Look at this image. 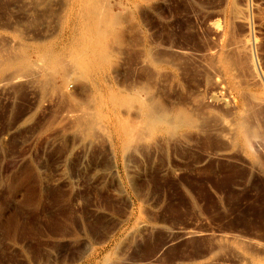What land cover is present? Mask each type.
<instances>
[{
    "label": "rangeland",
    "instance_id": "1",
    "mask_svg": "<svg viewBox=\"0 0 264 264\" xmlns=\"http://www.w3.org/2000/svg\"><path fill=\"white\" fill-rule=\"evenodd\" d=\"M48 1L0 0V53L17 49L20 43L30 46L49 31L69 26L68 11L73 8L72 0ZM254 1L249 20L243 21L240 13L245 6L241 2V6L238 3V17L236 8L232 11L235 14L226 12L227 0H150L148 3L137 2L135 7L123 0H109L108 9L113 12L118 9L123 16L126 12L125 17H129L128 23L131 24L125 22L128 25L125 33L130 30L126 35L134 42L129 43L130 48L124 46L126 50L121 47L124 53L120 48L121 52L117 54L120 58L113 63L114 70L109 68L95 76L98 78L95 80L73 62V78L69 84H64L57 72L52 87H47V95L43 94L35 78L29 77L32 81L25 78L26 81L23 79L25 82L19 84L15 80L9 83L0 79V264H256L258 260L260 264L264 263V0ZM130 16L135 19H130ZM214 19L227 28L225 33L223 29L216 30ZM20 33L23 38L19 37ZM145 36L155 41L158 50L160 47L163 51H172L171 47L176 51L186 50V59H192L188 61L187 76L183 69L177 68V60L172 62L177 65H171L169 61L159 70L149 63H140L143 51L139 39ZM14 42H19L18 46ZM12 45H15L13 49L8 47ZM215 47L222 53L220 57L225 55L228 58V67L223 64L212 66L210 61L219 62L216 58L212 60ZM127 48L132 49L131 55H126ZM208 73L214 74L212 78H220L228 90L227 97L236 103V113L246 116L261 135L253 142L261 166L248 158L244 145L239 143L235 147L234 162L239 167L235 175L239 180L236 191L240 196L231 204V209L227 207L228 211L220 203L223 195L211 183L214 180L213 183L219 182L220 166L231 158L209 155L213 150L223 149L224 140L214 135L203 136L197 143L191 142L184 151L186 153H175L164 146L163 141L162 147L157 149L153 140L145 138L147 143L140 144L139 152L131 151L124 162L121 158L123 138L116 125L125 118L123 91L128 87L132 89L141 79L154 82L151 85L154 84L157 95H161L168 104L187 103L191 107L203 106L205 109L208 91L215 88L212 83L205 85L204 77ZM103 75L107 78L103 79ZM245 78L249 79L248 84ZM199 83L204 84L201 87L203 98L197 102ZM52 92H60V95L55 96ZM254 94L262 95L261 101H253ZM110 96L119 99L117 105L121 104V108L112 105ZM79 103L84 107L91 103V114L100 127L93 138L82 136L73 123L71 115L75 109V114L87 110L77 108L81 105ZM67 106L75 108L72 113ZM213 108L222 109L218 105H213ZM125 110L129 118L133 116L132 112H136L135 108L134 111ZM217 116L212 115L213 120L210 115L212 123L206 116L205 127L210 128L215 122L220 125V121L226 118ZM210 167L215 172H211ZM230 231L249 244L256 242V247L261 246L262 249L255 247L259 255L250 254V257L231 240L225 244V240L220 242L221 234ZM247 258L254 259L249 262Z\"/></svg>",
    "mask_w": 264,
    "mask_h": 264
},
{
    "label": "bare ground",
    "instance_id": "2",
    "mask_svg": "<svg viewBox=\"0 0 264 264\" xmlns=\"http://www.w3.org/2000/svg\"><path fill=\"white\" fill-rule=\"evenodd\" d=\"M4 1V0H3ZM9 1V0H8ZM35 1V0H34ZM50 2H52L51 0H49ZM48 1V2H49ZM60 1V0H59ZM58 1V2H59ZM63 1V0H62ZM109 0H72V7L68 12L70 15V20L71 23H69V26L67 25L66 29L61 28L58 31H54V32H50L48 34L50 35H46L44 37H39L37 38L34 43L32 45H27L25 43H20L17 42L19 44L16 43V45L18 46L17 49L15 50H5L6 53H0V79L5 80L6 82H15L16 83H20L23 82L26 78V80H30L29 77H31V79L35 78L37 79V83L41 85L42 87V92L44 95H47L46 93L48 92L47 87L50 85H52V81L54 79L55 74L58 72L60 73V77L62 79V82L64 84L68 83V81H71V77L73 78V70H72V64L73 62L76 64L78 63L80 68L84 69L85 72L91 76V77H95L98 74L109 70V68L114 67L113 63L116 62V58H120L117 57V54L121 52L120 48L123 47L124 50H126V48L124 46L129 47V45L131 46V44H129L130 42H133L130 37L127 36L128 32L125 33V28H128L125 24V22L128 23V19L129 17L126 16V12H125V16H123L121 14V12H118L119 10L117 9V12H113L110 9H108V2ZM126 1V4H132L134 5L137 2H146L150 1V0H123ZM239 2L243 3L245 6V10L240 13V9L238 7V5L240 4ZM254 0H227V5H226V12H229L230 14H235L232 13L233 10H235L236 8V16L240 15V19L243 21H248L249 20V11L252 9V6L254 5ZM55 3V2H53ZM61 3V2H59ZM124 3V2H123ZM122 3V4H123ZM239 3V4H238ZM58 4V3H57ZM63 4V2L61 3ZM139 4V3H138ZM212 4V3H211ZM160 5V4H159ZM207 5V4H206ZM60 6V5H59ZM125 6V5H124ZM136 5H134L133 7H135ZM241 6V4H240ZM62 7V6H61ZM61 7L59 11H61ZM123 7V5L121 6ZM174 7V6H173ZM241 8V7H240ZM255 8V7H254ZM125 9V8H124ZM138 9V8H137ZM113 10V9H112ZM123 10V9H122ZM136 10V9H134ZM163 11V10H162ZM261 11V10H260ZM138 11H136L137 14ZM62 13V11H61ZM210 13V12H209ZM222 13V12H221ZM141 14V13H140ZM238 14V15H237ZM68 15V16H69ZM142 15V14H141ZM145 15V14H144ZM132 16H130V19H135V18H131ZM134 17V16H133ZM233 18V16H230ZM239 17V16H238ZM237 17V18H238ZM67 18V17H66ZM235 18V19H237ZM127 19V21H126ZM137 19V18H136ZM158 19V18H157ZM238 18V20H240ZM251 19V18H250ZM60 19H58L59 21ZM66 20V19H65ZM61 21V20H60ZM59 21V22H60ZM67 21V20H66ZM143 21V20H142ZM242 21V22H243ZM141 22V21H140ZM139 22V23H140ZM185 22V21H184ZM208 22V21H207ZM214 25L216 30L221 31V29H223V32L225 33L227 28L225 29L223 26H221L217 21H215L214 19ZM237 22V21H236ZM241 22V23H242ZM133 23V22H132ZM144 23V22H143ZM212 23V22H211ZM240 23V22H238ZM246 23V22H244ZM251 23V21H250ZM249 23V24H250ZM66 24V23H65ZM129 24V23H128ZM131 24V23H130ZM129 24V25H130ZM146 24V23H145ZM160 24V23H159ZM158 24V25H159ZM185 24V23H184ZM230 24V23H229ZM234 24V23H233ZM59 25V24H58ZM57 25V26H58ZM141 25V24H139ZM147 25V24H146ZM145 25V26H146ZM149 25V24H148ZM244 25V24H243ZM246 25V24H245ZM66 26V25H65ZM126 26V27H125ZM133 26V25H132ZM132 26H130L132 28ZM136 26V25H135ZM142 26V25H141ZM144 26V28H145ZM167 26V25H166ZM170 26V25H169ZM235 26V25H234ZM233 26V27H234ZM249 26V25H248ZM134 27V26H133ZM165 27V26H164ZM177 27V26H176ZM243 27V26H242ZM247 27V26H246ZM250 27V26H249ZM253 27V26H252ZM56 28V27H54ZM130 28V29H131ZM163 28V27H162ZM169 28V27H168ZM171 28V27H170ZM188 28V27H187ZM57 29V28H56ZM133 29V28H132ZM184 29V28H183ZM54 30V29H53ZM140 30V28L138 29V31ZM143 30V29H142ZM147 30V29H144ZM164 30V29H163ZM162 30V31H163ZM170 30V29H168ZM167 30V31H168ZM172 31V30H171ZM204 31V29H203ZM232 31V30H231ZM20 32V31H19ZM48 32V31H47ZM131 32V31H130ZM146 32V31H145ZM157 32V31H156ZM205 32V31H204ZM230 32V31H229ZM233 32V31H232ZM153 33V32H152ZM218 33V32H217ZM222 33V32H221ZM254 33V32H253ZM127 34V35H126ZM135 34V33H134ZM140 34V32L138 33ZM137 34V37L139 38V35ZM144 34V33H143ZM148 34V33H146ZM176 34V33H175ZM251 34V32H250ZM23 34H19V37ZM151 35V34H150ZM148 35V36H150ZM172 35V34H171ZM221 35V34H220ZM219 35V37H220ZM230 35V33H229ZM233 35V34H232ZM254 35V34H253ZM160 36V35H159ZM234 36V35H233ZM141 37V36H140ZM155 37V36H154ZM175 37V36H174ZM23 38V36L21 37ZM156 38V37H155ZM207 38V37H206ZM212 38V37H211ZM233 38V37H232ZM157 39V38H156ZM34 40V39H32ZM164 40V39H163ZM162 40V41H163ZM166 40V39H165ZM205 40V39H204ZM135 41V40H134ZM137 41V39H136ZM168 41V40H167ZM187 41V40H186ZM29 42V41H28ZM138 42V41H137ZM139 44L142 47V51H143V55H142V60L139 59L140 61H143L144 63H149L152 66H154L157 70L163 68L164 64L171 61V65H175L176 62H178V67L177 68L183 69V73L187 76V73H189L188 70V61H192V59L189 58V60L186 59V56L184 54H186V50L184 51V49H182V51H180L179 53L176 51V48L171 47V50H165L163 51L160 47V50H158L156 48L155 41L151 38H148L147 36H145L143 39H139ZM227 42H230L227 41ZM235 42V40L233 41ZM30 43V42H29ZM32 43V42H31ZM161 43V42H160ZM176 43V42H175ZM212 43V42H211ZM247 43V41H246ZM134 44V42H133ZM132 44V45H133ZM164 44V43H163ZM166 44V41H165ZM169 44V43H168ZM213 44V43H212ZM154 45V46H153ZM160 45V44H159ZM205 45V44H204ZM211 45V44H210ZM226 45V44H225ZM229 45V44H228ZM231 45V44H230ZM12 46H8V47H12V49L14 48ZM166 46V45H165ZM212 46V45H211ZM233 46V45H232ZM235 46V45H234ZM8 47H6V49H8ZM140 47V46H139ZM182 48V46H180ZM208 47V46H207ZM210 47V46H209ZM251 47H253V44L251 43ZM123 48L122 51H123ZM130 48V47H129ZM129 48H127L129 50ZM133 48V47H131ZM199 48V47H198ZM216 49L213 50V52L215 53L212 54V60H214L215 58L217 59L216 61H219L218 63L214 62V61H210V59H208L210 62L213 63L212 66L214 67H218L221 66V64L225 65V66H229V60L227 57H220V55L222 53H220L217 49V47H215ZM235 48V47H234ZM175 49L176 52H173ZM206 49V48H205ZM228 49V48H227ZM231 48L229 47V50ZM236 49V48H235ZM132 50V49H130ZM129 51H126V55L130 53ZM136 50V49H133ZM189 50V49H188ZM237 50V49H236ZM239 50V49H238ZM141 51V50H140ZM193 51V50H192ZM128 52V53H127ZM137 53V51H134ZM194 52V51H193ZM208 52V51H205ZM234 52V51H233ZM240 52V51H239ZM124 53V51H123ZM122 54V53H121ZM120 54V55H121ZM187 54L189 56L190 53ZM195 54H199V53H195ZM209 54V52H208ZM230 54V53H229ZM232 54V53H231ZM230 54V55H231ZM123 55V54H122ZM125 55V54H124ZM131 55V54H129ZM135 55V54H133ZM140 55V54H137ZM136 55V56H137ZM194 55V54H193ZM210 55V54H209ZM208 55V56H209ZM239 55V54H238ZM124 57V56H123ZM139 57V56H138ZM141 57V56H140ZM198 57V56H197ZM202 57V56H201ZM232 57V56H231ZM135 58V57H134ZM137 58V57H136ZM192 58V57H191ZM210 58V57H209ZM233 58V57H232ZM138 59V58H137ZM236 59V58H235ZM176 61L175 63L172 64V62ZM202 60V59H201ZM234 60V59H233ZM131 62V61H130ZM138 62V60H137ZM136 62V63H137ZM194 62V61H193ZM199 62V61H198ZM207 62V60H206ZM120 63V62H119ZM132 63V62H131ZM141 63V62H140ZM140 63H138V66L140 65ZM192 63V62H191ZM208 63V62H207ZM133 64V63H132ZM146 64V66H148ZM176 64V65H177ZM195 64V62H194ZM197 67H199L200 65H198V63L196 62ZM209 64V63H208ZM71 65V66H70ZM191 65V64H190ZM189 65V66H190ZM211 65V64H210ZM237 65V64H235ZM193 66V65H192ZM210 66V68L212 67ZM248 66V65H247ZM134 67V66H133ZM150 67V66H148ZM201 67V66H200ZM199 67V68H200ZM236 67V66H235ZM257 67V66H255ZM141 68V66H140ZM193 68L192 70L195 69V66L191 67ZM205 68V67H204ZM240 68V67H239ZM113 69V68H112ZM115 69V67H114ZM113 69V70H114ZM150 69H152L150 67ZM176 69V68H175ZM190 69V68H189ZM250 69V68H249ZM248 69V70H249ZM257 69V68H256ZM111 70V69H110ZM144 70V69H142ZM154 70V69H153ZM178 70V71H179ZM204 70V69H203ZM226 70V69H225ZM239 70V69H238ZM245 70V69H244ZM177 71V72H178ZM197 71V70H195ZM201 71V70H200ZM207 71V69H206ZM205 71V72H206ZM211 71V70H210ZM210 71H208L210 73ZM75 72V71H74ZM144 72V71H143ZM212 72V71H211ZM249 72V71H248ZM259 72V71H258ZM257 72V73H258ZM110 73V72H109ZM149 73V72H148ZM200 73H203L200 72ZM206 74L204 78L205 79V85L212 83L215 88L212 91H208V96H207V102L208 105H205V109L202 106V108L204 110H202V108L199 107H191L189 106L187 103L186 104H178L173 105V104H168L166 103L161 95H157L156 92V88L151 85V82H147V81H138L137 83L134 81L135 86L132 89H129L130 87L126 88V90L123 91V109L127 108L128 110L136 109V112H132L133 116L131 118H129L128 116L126 117V113H124L126 110L124 109L122 112L125 116V118L123 119L122 122H119L116 124L118 126V130H119V134L120 136L123 138V140L121 139V142L123 144V157L121 156V158L128 160V155L129 153H131V151H136L139 152V147L140 144L143 143L145 141V138L148 140L151 139L153 140V145H155L156 147H158L157 149H159V147H162V141L166 144L164 146H167L168 148L171 149V151L173 150V152L178 153L179 151L184 152L185 149H187V147H189L190 143L193 142V144L197 143L196 141H199L198 139L200 137L203 136H218V138H221L222 140H224L225 142L223 149H218V150H213L211 151V153L209 155H213V156H227L229 158H231L230 161H228L225 164H221L220 166V177H218L217 180H219L218 183H213L212 181H209V183L212 184V187L217 190V192H219V194H222L223 196L220 197V203L222 208L227 209V207L229 206L232 207V205L234 204L233 202L240 196L236 191V187L237 185H239L238 183V179L235 176L236 172L238 171L239 167L238 165L234 162L235 157L233 156L234 154V150L235 147L237 146V144L241 143L242 145H244V147L246 148L247 151H245V153L247 152V156L248 158L251 157L254 161V164H258L260 165V161H259V157L256 154V151L253 148V142L255 140V138L258 137L259 133L258 130L254 129V126L252 127L251 123L249 119L246 116L240 115L238 113H236V103H234V101L227 97L226 95V91L227 88L225 85H223V82L220 81V78H216V76H214L215 78H212L211 74ZM79 74V73H78ZM106 74V73H105ZM146 74V73H144ZM183 74V75H184ZM244 74V73H243ZM248 74V73H247ZM253 74V73H252ZM251 74V75H252ZM255 74V72H254ZM152 75V74H151ZM163 75V74H162ZM249 75V74H248ZM257 75V79H258V74ZM256 75H254L256 77ZM59 76V74H58ZM80 76V75H79ZM104 76V75H103ZM102 76V77H103ZM149 76V75H148ZM190 76V75H189ZM193 76V75H192ZM191 76V77H192ZM57 77V76H56ZM107 78V76H104V78ZM165 77V76H163ZM219 77V76H218ZM252 77V76H251ZM58 78V77H57ZM141 78V77H140ZM139 78V79H140ZM147 78V77H146ZM179 78V76H178ZM186 78V77H185ZM188 78V77H187ZM223 78V77H222ZM243 78V77H242ZM24 79V80H23ZM70 79V80H69ZM98 80L97 77H95V80ZM214 79V80H213ZM247 79V78H245ZM253 79H255L253 77ZM25 80V81H26ZM107 80V79H106ZM134 80V79H133ZM148 80V79H145ZM249 79L246 80V82ZM24 81V82H25ZM32 81V80H30ZM84 81V80H83ZM87 81V80H86ZM88 81H92V80H88ZM193 81V80H192ZM5 82V83H6ZM61 82V81H60ZM99 82V81H98ZM103 82V81H102ZM245 82V81H244ZM243 82V83H244ZM254 82V80H253ZM259 82H260V78H259ZM263 82V81H262ZM15 83V84H16ZM18 83V84H19ZM27 83V82H26ZM29 83V82H28ZM88 83V82H87ZM101 83V82H100ZM100 83L98 84L100 86ZM111 83V82H109ZM128 83V82H127ZM131 83V82H130ZM133 83V81H132ZM133 83V84H134ZM154 83V82H152ZM258 83V82H257ZM261 83V82H260ZM2 84V83H1ZM14 84V83H13ZM24 84V83H21ZM69 84V83H68ZM67 84L68 87H70ZM71 84V83H70ZM103 84V83H102ZM101 84V85H102ZM126 84V83H125ZM174 84V83H173ZM197 84V82H196ZM200 85L198 86L199 91L197 93V96L195 97L196 101L198 102L199 100L202 101L203 95L201 94V91L203 89H201V87H204V84L199 83ZM239 84V83H238ZM248 84V82H247ZM246 84V85H247ZM253 84V83H252ZM17 85V84H16ZM94 86V84H92ZM106 85L107 84H103ZM8 86V85H7ZM55 86V85H54ZM129 86V85H128ZM211 86V85H210ZM244 86V85H243ZM255 86V85H254ZM52 87V86H51ZM67 87V88H68ZM113 88V86H111ZM162 87V86H160ZM212 87V86H211ZM240 87V86H239ZM7 88V87H6ZM11 88V87H10ZM9 88V89H10ZM102 88V87H101ZM121 88V87H120ZM159 88V87H158ZM165 88V87H163ZM208 88V86H207ZM95 89V88H94ZM103 89V88H102ZM106 89V88H105ZM108 89V88H107ZM129 89V90H127ZM211 89V88H210ZM209 89V90H210ZM259 89V88H258ZM17 90V89H16ZM104 90V89H103ZM109 90V89H108ZM123 90V89H122ZM264 90V89H263ZM99 91V89L97 90ZM107 91V90H105ZM105 91H103L104 93H106ZM130 91V92H129ZM167 91V90H166ZM165 91V92H166ZM245 91V90H244ZM257 91V90H256ZM262 91V90H261ZM54 92L55 89H54ZM96 92V91H95ZM102 92V91H101ZM102 92V93H103ZM112 92V91H111ZM119 92V91H118ZM161 92V91H160ZM168 92V91H167ZM53 93V92H52ZM110 93V92H109ZM113 93V92H112ZM111 93V94H112ZM254 93V92H252ZM54 94V93H53ZM56 94V93H55ZM54 94V95H55ZM98 94H100L98 92ZM115 93H113L114 95ZM117 94V92H116ZM190 94V93H189ZM56 95H60V92H57ZM55 95V96H56ZM91 95V93H90ZM101 95V94H100ZM99 95V96H100ZM111 95V96H113ZM165 95V94H164ZM195 95V94H194ZM54 96V97H55ZM61 96L63 97V92H61ZM104 96H108L104 94ZM103 96V97H104ZM110 96V102L112 103V105H117L119 99ZM231 96V94H230ZM249 96V95H248ZM252 96V94H251ZM104 97V98H105ZM261 97L262 95H257L254 94L253 95V101L254 99L260 100L261 101ZM59 98V97H58ZM65 98V97H64ZM170 98V97H169ZM186 98V97H185ZM190 98V97H189ZM250 98V97H249ZM263 98V97H262ZM49 99V98H48ZM53 99V98H52ZM93 99V98H92ZM106 99V98H105ZM241 99V98H240ZM247 99V98H246ZM252 99V98H251ZM50 100V99H49ZM54 100V99H53ZM51 100V101H53ZM62 100H66V99H62ZM74 100V98H73ZM86 102H88L87 99H85ZM100 100H104L102 98H100ZM108 100V97H107ZM118 100V101H117ZM186 100V99H185ZM250 100V99H249ZM101 101V102H102ZM189 101V100H188ZM252 101V100H251ZM252 101V102H253ZM255 101V102H256ZM56 102V101H55ZM76 102V99H75ZM78 102V101H77ZM80 102V101H79ZM84 102V100L82 101ZM81 102V103H82ZM92 102V101H91ZM105 102V100L103 101V103ZM108 102V101H107ZM106 102V103H107ZM206 102V103H207ZM248 102V101H247ZM254 102V103H255ZM264 102V100L262 101ZM260 102V103H262ZM52 103V102H50ZM54 103V102H53ZM62 103V102H61ZM66 103V102H65ZM79 103V104H81ZM120 103V102H119ZM200 104H203L201 102H199ZM212 104L210 106V104ZM72 104V103H71ZM70 104V106H71ZM91 104V103H90ZM89 104V106H82L78 105V107H81V109H87L86 111H88L89 113H76V109L73 112L74 109H71L70 107H68L69 109H71V113L73 112V115H71V117L73 118V123L75 125V127L77 128V130L83 134L82 136H84V134L86 135V137H92L95 136L96 131L98 130L99 125H97L96 121L94 120V116L92 115L93 113L91 112V109L93 111L92 106ZM205 104V102H204ZM107 105V104H106ZM213 105H218L221 106L222 109H227V112L225 113L224 110H220L219 109H215L213 108ZM74 106V105H72ZM103 106V105H102ZM118 106V105H117ZM116 108H118L119 106H121V104ZM87 107V108H86ZM89 107V108H88ZM91 107V109H90ZM106 107V106H105ZM63 108V107H62ZM73 108V107H72ZM108 108V107H106ZM105 108V110H106ZM111 108H113L111 106ZM115 108V109H116ZM121 108V107H119ZM246 108V107H245ZM67 109V108H66ZM104 109V107H103ZM114 109V108H113ZM247 109V108H246ZM68 110V109H67ZM110 110V108H109ZM112 110V109H111ZM117 110V109H116ZM120 110V109H119ZM122 110V109H121ZM219 112H218V111ZM78 111V110H77ZM95 111V110H94ZM113 111V110H112ZM111 111V112H112ZM226 111V110H225ZM248 111V110H247ZM260 111V110H259ZM68 112H70L68 110ZM79 112V111H78ZM84 112V111H83ZM101 112V111H100ZM103 112H107V111H103ZM109 112V111H108ZM121 112V111H120ZM223 112V113H222ZM249 112V111H248ZM261 112V111H260ZM66 113V111H65ZM70 113V114H71ZM92 113V114H91ZM136 113V115H134ZM220 113V114H218ZM251 113V111H250ZM254 113V112H253ZM69 114V115H70ZM75 114V115H74ZM110 114V113H109ZM107 114V115H109ZM117 114L116 111L114 110V114ZM235 114V115H234ZM260 114V113H259ZM105 115V114H104ZM120 115V114H118ZM122 115V114H121ZM131 115V114H130ZM210 115L212 117V115H222L223 117L225 116L226 118L223 119V121L221 120V124L217 125L216 122L213 123L215 124L214 126H211L210 128H206L205 127V122L207 124V119L210 118ZM237 115V116H236ZM253 115V114H252ZM256 115V114H254ZM109 116H112L111 114ZM117 116V115H116ZM122 116V117H124ZM206 116L208 118H206ZM217 116V117H218ZM105 117V116H104ZM220 117V116H219ZM222 117V118H223ZM253 117V116H252ZM257 117V116H256ZM100 118V117H99ZM114 119H116L115 117H113ZM215 118V117H214ZM101 119V118H100ZM106 119V117L104 118ZM109 119V118H108ZM118 119V117H117ZM121 119V118H120ZM211 119V118H210ZM209 119V120H210ZM213 119V117H212ZM211 119V123L213 122ZM255 119V117H254ZM263 119V118H262ZM113 120V119H112ZM119 120V119H118ZM214 120V119H213ZM216 120V119H215ZM264 120V119H263ZM107 121V120H106ZM105 121V123H106ZM111 121V120H110ZM114 121V120H113ZM121 121V120H120ZM109 122V121H108ZM112 122V121H111ZM210 122V121H209ZM208 122V124H209ZM99 124H101L99 122ZM113 124H115L113 122ZM219 124V123H218ZM109 126V125H108ZM113 126V125H110ZM210 125H208L209 127ZM115 127V126H114ZM113 127V128H114ZM257 127V125H256ZM102 128V126H101ZM105 129V126L104 128ZM108 129V127H107ZM264 129V128H263ZM114 130V129H113ZM112 130V131H113ZM116 132V131H115ZM98 133V131H97ZM108 133V132H107ZM118 133V131H117ZM194 133V135L191 136V134ZM100 134V133H99ZM116 134V133H115ZM118 135V134H117ZM98 136V135H97ZM119 136V137H120ZM261 136V135H259ZM99 137V136H98ZM101 137V136H100ZM120 137V138H121ZM153 137V138H152ZM91 138V139H92ZM118 139V138H117ZM217 139V138H216ZM119 140V139H118ZM150 140V141H151ZM200 140H203L200 139ZM207 140V138H206ZM209 140V139H208ZM259 140V139H258ZM262 140V139H261ZM195 141V143H194ZM115 142V141H114ZM119 142V141H118ZM211 142V141H210ZM145 143H147L145 141ZM163 143V144H164ZM204 143V142H203ZM114 144V143H113ZM117 144V143H116ZM200 144V143H199ZM202 144V143H201ZM115 145V144H114ZM148 145V144H146ZM150 145V144H149ZM262 145V143H261ZM258 145V146H261ZM142 146V145H141ZM264 146V145H263ZM115 147V146H114ZM122 147V146H121ZM146 147V146H145ZM149 147V146H148ZM196 147V146H195ZM199 147V146H198ZM238 147V146H237ZM236 147V148H237ZM119 148V147H118ZM143 148V147H141ZM258 148V147H257ZM119 148V150H121ZM144 149V148H143ZM138 150V151H137ZM190 150V149H188ZM187 150V151H188ZM238 150V149H237ZM238 152V151H237ZM261 152V151H260ZM264 152V151H263ZM134 154V153H133ZM261 154V153H260ZM261 159V158H260ZM263 161V160H262ZM125 162V161H124ZM264 162V161H263ZM253 164V165H254ZM220 165V164H219ZM264 165V164H263ZM262 165V166H263ZM219 167V166H218ZM219 169V168H218ZM259 169V168H258ZM210 170L212 172V170L214 171L213 167H210ZM260 170V169H259ZM257 171V169L255 170ZM215 172V171H214ZM259 172V171H258ZM257 172V173H258ZM261 172V171H260ZM242 182V181H241ZM219 186H218V185ZM238 202V200H237ZM212 203V202H211ZM233 203V204H232ZM232 204V205H231ZM236 204V203H235ZM235 206V205H234ZM233 206V207H234ZM238 207V206H237ZM231 209V208H230ZM233 209V208H232ZM228 211V209H227ZM230 212V211H229ZM232 212V211H231ZM230 215V214H229ZM224 218V217H223ZM225 220V219H224ZM229 231V230H228ZM233 232V231H232ZM253 237V236H252ZM255 239V238H254ZM219 240V239H218ZM224 244L227 241H232V242H236V244L240 246L241 249H243L246 253L250 254H256L257 255V250L255 249L256 245H258L256 242L255 246H253L252 244H249V242L247 240L244 239H239V236L231 233V231L228 233H222L221 234V238H220V242L224 241ZM241 240V242L239 241ZM219 242V243H220ZM253 242V241H252ZM222 244V243H221ZM253 247H252V246ZM219 246V245H218ZM238 246V247H239ZM260 246V245H259ZM222 247V246H221ZM223 248V247H222ZM258 248V247H256ZM261 248V246L259 247ZM258 248V249H259ZM255 249V250H254ZM262 249V248H261ZM243 252V251H242ZM256 252V253H255ZM260 252V251H258ZM262 253H260L261 256ZM242 255V254H241ZM244 256H246V254H244ZM255 256V257H256ZM242 257V256H241ZM239 257V260L240 258ZM250 257H252L250 255ZM261 258V257H260ZM259 258V259H260ZM248 259V258H247ZM246 259V260H247ZM250 259H254V258H250ZM250 259L249 262H250ZM263 259V258H262ZM243 260V259H241ZM245 261V258H244ZM253 261V260H252ZM259 261V260H258ZM257 261V263H258ZM239 262V261H238ZM241 263L243 261H240ZM247 261H245L246 263ZM252 263V262H251ZM256 263V264H257ZM263 263V262H262ZM240 264V263H239ZM244 264V263H243ZM260 264V261H259ZM264 264V263H263Z\"/></svg>",
    "mask_w": 264,
    "mask_h": 264
}]
</instances>
